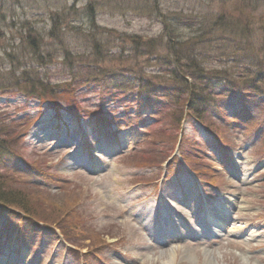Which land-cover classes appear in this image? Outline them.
<instances>
[{
    "label": "rangeland",
    "instance_id": "obj_1",
    "mask_svg": "<svg viewBox=\"0 0 264 264\" xmlns=\"http://www.w3.org/2000/svg\"><path fill=\"white\" fill-rule=\"evenodd\" d=\"M237 1L0 0V82L29 67L51 83L78 79L82 107L75 117L57 114L0 88V113L22 122L19 152L4 167L28 188V208L41 217L0 208V264H264L260 98L220 92L228 116L220 136L229 142L217 146L191 118L169 127L162 99L123 100L134 94L124 80L157 84L166 76L159 12L209 20L233 13ZM251 1L264 16V0ZM54 10L67 14L56 36ZM197 28L180 25L173 38L182 42ZM27 32L37 40L26 41ZM218 45L199 48L201 66L228 69V45ZM249 45L253 54L236 53L237 64L250 66L259 55L255 38Z\"/></svg>",
    "mask_w": 264,
    "mask_h": 264
},
{
    "label": "trees",
    "instance_id": "obj_2",
    "mask_svg": "<svg viewBox=\"0 0 264 264\" xmlns=\"http://www.w3.org/2000/svg\"><path fill=\"white\" fill-rule=\"evenodd\" d=\"M235 5L236 9L233 13L232 11L217 13V16L209 20L202 17L200 21H197V16L192 13H186L185 17H181L176 14L178 11L159 12L163 25V37L166 39V61L169 63V67L166 69L165 78L157 84H153L151 81L142 83L140 80L137 86V95L141 97L146 91L150 94L149 99L154 98L157 103L160 99L164 100L159 104H163L160 107L165 108L164 118L168 119L166 124L169 125L170 120L169 127L172 125V129L176 126L177 128L181 127L183 120L191 118L202 125L216 141H226L220 136L225 132L221 123L228 118L217 100L223 96L220 92L223 93L226 88H229L225 92L233 93L240 98L258 96L264 104V16L258 12L259 6L256 1L238 0ZM154 9L155 7L152 5V10ZM244 10L247 12L243 13ZM59 12L54 10L51 13L50 20L56 22L50 30L53 36L57 35L58 24L67 15L65 11ZM195 23L198 24V28L193 31L192 35L181 38L182 42H177L173 38L175 32L180 30V25L187 24L191 27ZM202 24H204L203 27H201ZM30 33L27 32V36H24L26 41L30 38L33 41L37 40L38 34L34 32V35L31 36ZM252 38L256 39L259 55L256 53L255 59L252 55V62L248 64L250 66L237 64L236 53H252V46L249 45ZM138 42L143 47L147 43H143L141 39ZM218 42L222 44L218 45L221 50H225V45H228V52L222 59L229 64L228 69L201 66L199 48L217 45ZM30 43L28 42L27 48L35 52L37 45ZM148 48L151 49L152 46L149 45ZM135 52H138L137 49ZM66 54L68 53L66 52ZM38 56L41 58L42 55L38 54ZM96 57L102 58L98 53H96ZM236 67L239 69L238 72L234 73L230 70ZM77 74H81V72ZM222 84H224V87H221L222 91H217V95H214L215 87ZM78 85V79L51 83L31 67L23 68L16 75L0 82V88H14L26 98H32L40 104L47 105L54 113L64 109L73 114L82 110L79 101L74 96ZM128 88L132 89L133 87ZM146 100L148 99H143L144 102H147ZM209 107L217 113L216 116L211 115ZM4 115L0 113V203L16 207L27 216L40 219L41 217L36 212H31L28 208L29 201L24 197L28 188L20 187L17 181L11 177L14 172L4 168L7 157H15L19 152V134H15V132L17 126L22 123L13 117ZM260 121L264 125V116L257 122ZM261 135L264 136V130L261 131ZM182 143L188 144L189 139L183 137ZM6 178L8 181L5 180ZM7 185L15 189L11 190ZM1 211L5 212L6 209L1 208Z\"/></svg>",
    "mask_w": 264,
    "mask_h": 264
}]
</instances>
